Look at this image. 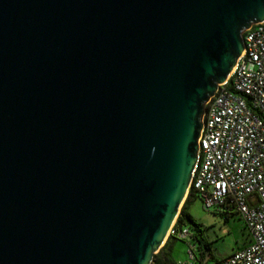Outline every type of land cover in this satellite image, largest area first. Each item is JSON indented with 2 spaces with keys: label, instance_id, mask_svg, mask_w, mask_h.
Returning <instances> with one entry per match:
<instances>
[{
  "label": "water",
  "instance_id": "95a60500",
  "mask_svg": "<svg viewBox=\"0 0 264 264\" xmlns=\"http://www.w3.org/2000/svg\"><path fill=\"white\" fill-rule=\"evenodd\" d=\"M263 18L264 0H0V264H149L203 104Z\"/></svg>",
  "mask_w": 264,
  "mask_h": 264
},
{
  "label": "built area",
  "instance_id": "2783aa9c",
  "mask_svg": "<svg viewBox=\"0 0 264 264\" xmlns=\"http://www.w3.org/2000/svg\"><path fill=\"white\" fill-rule=\"evenodd\" d=\"M188 190L205 209L237 214L249 233L210 264H264V18L243 29L231 71L203 104ZM169 235L186 240L175 264L200 262L187 225L173 221Z\"/></svg>",
  "mask_w": 264,
  "mask_h": 264
},
{
  "label": "rangeland",
  "instance_id": "374dc122",
  "mask_svg": "<svg viewBox=\"0 0 264 264\" xmlns=\"http://www.w3.org/2000/svg\"><path fill=\"white\" fill-rule=\"evenodd\" d=\"M187 210L200 223L201 235L209 243L211 256L206 257L204 264H210L213 260L223 257L248 242V230L237 214H230L227 218H224L213 209L203 208L197 197L189 201ZM190 232L192 233L194 230L190 228ZM178 247L179 243L176 242L175 257L181 255V250ZM194 264L202 263L195 261Z\"/></svg>",
  "mask_w": 264,
  "mask_h": 264
},
{
  "label": "trees",
  "instance_id": "16d2710c",
  "mask_svg": "<svg viewBox=\"0 0 264 264\" xmlns=\"http://www.w3.org/2000/svg\"><path fill=\"white\" fill-rule=\"evenodd\" d=\"M194 197L196 196L194 195L192 190H188L186 192L183 202L179 207L178 213L175 217L174 224L176 226L185 224L188 226L189 229L192 228L194 230V232L191 233V237L198 242L197 249L199 252V260L203 264L204 257L206 256L205 251H207V256H211V254L209 250V243L205 241L201 235L200 223H198L187 210V205L189 201ZM218 213L224 218H227L229 216V214L226 213ZM173 236L174 235L167 236L166 240L160 246V248L155 253H153L149 264H175L171 255H169L168 252L165 250V244L168 238Z\"/></svg>",
  "mask_w": 264,
  "mask_h": 264
},
{
  "label": "crops",
  "instance_id": "0c3cea01",
  "mask_svg": "<svg viewBox=\"0 0 264 264\" xmlns=\"http://www.w3.org/2000/svg\"><path fill=\"white\" fill-rule=\"evenodd\" d=\"M166 240V239H165ZM176 242L179 243V250H181V255L178 257L174 256V250L176 251L175 247H176ZM181 245V246H180ZM185 246H186V240L185 239H180L177 238L175 236L173 237H169L166 244H165V250L168 252L169 255H171V257L173 258L174 262L177 263L181 260L184 259L185 254H184V250H185ZM177 248V250H178ZM178 250V252H179Z\"/></svg>",
  "mask_w": 264,
  "mask_h": 264
}]
</instances>
